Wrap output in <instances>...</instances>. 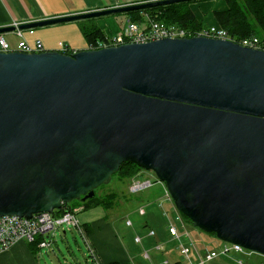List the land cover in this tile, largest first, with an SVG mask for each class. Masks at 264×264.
I'll return each instance as SVG.
<instances>
[{
	"label": "water",
	"instance_id": "water-1",
	"mask_svg": "<svg viewBox=\"0 0 264 264\" xmlns=\"http://www.w3.org/2000/svg\"><path fill=\"white\" fill-rule=\"evenodd\" d=\"M123 163L153 172L195 228L264 255V52L196 36L71 55L0 53V219L86 202Z\"/></svg>",
	"mask_w": 264,
	"mask_h": 264
},
{
	"label": "crops",
	"instance_id": "crops-1",
	"mask_svg": "<svg viewBox=\"0 0 264 264\" xmlns=\"http://www.w3.org/2000/svg\"><path fill=\"white\" fill-rule=\"evenodd\" d=\"M147 1L154 0H0V28ZM206 1H202L204 4L200 5L201 8H208L212 11L211 19L205 22V26L218 25L213 17V11H225L227 5L224 0ZM87 21L89 20L33 29L34 34L23 30V36L25 39L28 36L29 41L26 40L28 43L31 42L30 44H34L37 40L41 41L45 51L59 52L62 42L73 53L89 50L90 45L83 34V27L87 25ZM116 21L111 18L94 19V23L105 38L113 37L124 30L122 22L120 26ZM3 36L14 49L17 48L21 38L16 32H9ZM168 208L164 209L162 214L165 217L164 212L168 211L170 217L173 218V209L170 205ZM80 209L82 210L83 207L77 208V212ZM86 217V221L81 226L82 231L75 229L83 239L87 253H83L76 238L73 242L69 240L68 233L73 232V228H62L60 235L68 252L67 257L62 254L63 251L56 241H53L56 248L53 247L51 241V238L55 237L53 236L50 238L51 248L49 249L40 248L26 241L15 243L9 250L0 252V264H110L114 262L119 264H173L180 261L176 245L169 238L168 224L165 225L164 230L159 229L155 232L154 236L150 235L153 230L148 232L147 228L143 236L139 234L122 236L117 229L116 221L112 223L108 217L96 218L90 214ZM125 226L129 228L126 223ZM138 235L141 238L140 243L135 241ZM159 246L163 249L158 250Z\"/></svg>",
	"mask_w": 264,
	"mask_h": 264
},
{
	"label": "built area",
	"instance_id": "built-area-1",
	"mask_svg": "<svg viewBox=\"0 0 264 264\" xmlns=\"http://www.w3.org/2000/svg\"><path fill=\"white\" fill-rule=\"evenodd\" d=\"M144 20L142 22H133L128 20L124 26V30L116 34L113 37L105 38L103 41H97L89 46V50H99L103 48L116 47L123 44L130 43H148L164 38H191L196 36H202L207 38L228 40L243 47L260 50L264 52V39H260L253 36L248 39H244L237 42L232 36L219 25L205 26L199 32L192 34L187 30L179 27L175 24H167L158 19L157 16H152L148 13L143 14ZM21 24H14L17 28L16 34L21 38L14 49L12 45L0 35V53L10 52H22L26 54L42 53L44 52V46L41 41H36L34 44L27 42L23 36V30H19ZM29 34H34L33 29H29ZM60 53L68 52V48L63 44H60ZM142 175H137L131 179V185L129 192L137 194L145 189L151 187L153 183L151 181H142L144 171ZM141 173V172H140ZM158 180V179H157ZM159 181V180H158ZM163 201L167 202L173 209L174 216L170 217L168 211L164 212L166 218H168V233L172 242H175L177 251L179 253L180 262L182 264H210L216 261L220 257H227L236 264H246L244 256L247 259L258 262V264H264V255L247 250L240 245L222 242L218 251H205L200 252L197 248L195 241L193 240L189 224L185 221L182 214L177 210L173 200L170 197L167 189L163 196ZM163 202L159 204V207H163ZM67 212L63 216L56 217L48 213L35 215L31 219L19 218L16 216H5L0 219V252L9 250L15 243L20 241H26L28 243L35 242V239L42 235L47 238L41 240L38 243L40 248H51L50 238L54 236L55 230L61 229L60 227L66 224L69 227H75L79 231H82L81 225L76 220L75 213ZM140 215H145L143 208L139 211ZM126 225L132 227L131 221L127 220ZM151 236L155 235L154 231L150 232ZM137 243L141 242L139 237L135 240ZM157 249L162 250L163 247L159 246ZM230 255V256H229ZM147 257V255H146ZM169 264V263H166ZM253 264V263H251Z\"/></svg>",
	"mask_w": 264,
	"mask_h": 264
},
{
	"label": "rangeland",
	"instance_id": "rangeland-1",
	"mask_svg": "<svg viewBox=\"0 0 264 264\" xmlns=\"http://www.w3.org/2000/svg\"><path fill=\"white\" fill-rule=\"evenodd\" d=\"M204 2H207V1H204ZM204 2L201 1V2L192 3L190 7L193 13L195 14L196 18L198 19V21L208 22V20L211 19L212 10L208 8H205V9L201 8L200 5H203ZM157 16L159 18L160 15L157 14ZM101 18H111L115 21L117 20L116 22H119L120 26H121L120 22H122V26H125L128 20H133L132 16L129 15V13L99 17V18H96L95 20H99ZM36 29H41V28H36ZM26 39L28 40V36L26 37ZM62 44L65 47H67L69 50L68 52H70L71 49L64 42H62ZM142 173L143 172L141 171L139 175H142ZM143 180L151 181L153 185L140 193L131 194L129 192V187L131 185L130 180H120L119 178H116V177L111 179V182L108 184L109 186L107 187L106 190L115 191L121 196L120 200L117 201V205L115 206V208L111 211L110 210L105 211L103 207L92 208L89 210L80 209L78 210V212L75 213L76 220L82 226V224L86 221L87 214L93 215L96 218L108 217L112 223L116 221L117 229L120 235L122 236L124 235L134 236L135 234H139L140 236H143L146 233V228L148 232L150 230H153L154 232H157L159 229L164 230L165 225H167L169 222V220L165 218L162 214V211L164 209H169L168 203L163 201V196L165 195L166 187L162 182L158 181L154 173L150 171H144L142 181ZM161 202H163L162 208L159 207V204ZM141 208L145 210V215L139 214V211ZM127 220L131 221L133 225L132 227L127 228L125 226V223ZM187 222L189 224L191 236L193 240L195 241L197 248L200 252L203 253L205 251H213V250L218 251L219 250L220 248L219 245L222 242H220V240H218V238L215 235L203 232L202 230L195 228L189 220ZM60 228L61 229L62 228L63 229L73 228V232L68 233L69 240L73 242L76 238V240L82 247L81 250L83 251V253H87L86 245L83 239L81 238V236L78 234V231L76 232L75 227H69L66 224H64ZM61 229L55 230L53 232L55 237L51 238V241H52V245L54 248H56V246L53 241H56L59 248L63 251L62 254H64L65 257H67L68 252L65 246L63 245V241L60 235ZM122 231H125V232H122ZM139 235L136 237H139ZM242 257L244 258L246 264H251V263L258 264V262L256 261L247 259L244 256ZM210 264H236V263L227 257H220L219 259H217L214 262H211Z\"/></svg>",
	"mask_w": 264,
	"mask_h": 264
},
{
	"label": "trees",
	"instance_id": "trees-1",
	"mask_svg": "<svg viewBox=\"0 0 264 264\" xmlns=\"http://www.w3.org/2000/svg\"><path fill=\"white\" fill-rule=\"evenodd\" d=\"M206 1V0H203ZM227 5L225 11H213V17L217 24L228 33L237 42L244 39L256 36L260 39H264V0H224ZM201 2V1H197ZM196 2L179 3L151 10L133 11L129 15L132 16L134 22H142L144 20L143 14L148 13L150 15L157 16L161 21L167 24H175L179 27L187 30L188 32L195 34L205 27V22L198 21L193 13L190 5ZM158 17V16H157ZM93 21V22H92ZM83 34L91 45L97 41L105 40V36L102 31L94 23V19L87 21V25L83 27ZM65 55H71L73 52H66ZM141 171L138 166L132 163H123L119 171L112 177L119 178L120 180H130L136 177ZM109 185H102L95 190V196L86 202L73 201L64 206L60 210H55L54 215L56 217L63 216L65 213L74 211L83 207L84 210L103 207L105 211H111L117 205V201L121 196L115 191L106 190ZM183 216V215H182ZM185 221L188 218L183 216ZM188 223V222H187ZM215 235V234H213ZM45 237L42 235L35 239L32 244L38 245V243ZM170 238V237H169ZM46 239V238H45ZM110 264H119L117 262ZM173 264H182L180 261Z\"/></svg>",
	"mask_w": 264,
	"mask_h": 264
}]
</instances>
